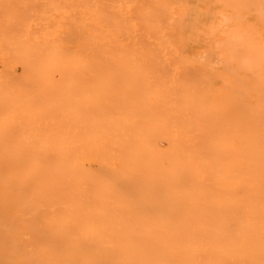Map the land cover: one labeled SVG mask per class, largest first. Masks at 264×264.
I'll use <instances>...</instances> for the list:
<instances>
[{"label": "bare ground", "instance_id": "bare-ground-1", "mask_svg": "<svg viewBox=\"0 0 264 264\" xmlns=\"http://www.w3.org/2000/svg\"><path fill=\"white\" fill-rule=\"evenodd\" d=\"M0 264H264V0H0Z\"/></svg>", "mask_w": 264, "mask_h": 264}]
</instances>
